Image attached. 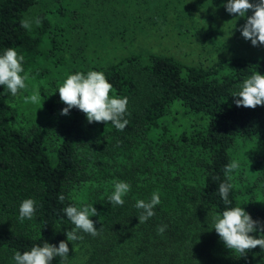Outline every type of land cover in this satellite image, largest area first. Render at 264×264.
Segmentation results:
<instances>
[{"label":"trees","instance_id":"obj_1","mask_svg":"<svg viewBox=\"0 0 264 264\" xmlns=\"http://www.w3.org/2000/svg\"><path fill=\"white\" fill-rule=\"evenodd\" d=\"M39 1L0 0V54L15 48L25 57L29 77L43 79L50 73L43 59L52 56L57 65L64 61L57 35L66 36L67 30L56 32L51 48L42 50L51 28L45 12L38 14L42 23L35 30L20 23ZM94 70L104 72L113 85L110 95L128 98L129 123L122 131L111 122L89 123L77 108L62 114L66 105L55 78H49L50 87L41 86L40 101L57 120L50 128L18 127L14 95L0 85V264H15L16 251L45 241L58 246L64 240L69 246L66 232L74 225L63 209L86 204L97 209L90 219L100 233L78 232L88 247L86 264H264L259 246L239 256L213 228V215L225 208L218 187L226 179L224 166L233 159L234 147L243 139L264 142V106L237 107L239 97L233 96L253 72L264 75V56L225 59L201 68L169 56L132 54ZM26 83L28 88L29 79ZM176 102L205 122L191 133L166 130L150 140ZM254 171L256 182L245 191L231 181L229 199L231 206L240 204L264 224V155L256 159ZM117 181L131 185L122 206L108 200ZM92 186L87 200L76 198L75 191L86 187L91 192ZM259 189L260 201L242 200L244 193ZM153 192L161 203L154 216L139 224L142 210L135 204L150 200ZM27 198L37 202L36 212L21 221L19 207ZM161 225L167 226L162 235L157 233ZM70 260L69 249L65 264ZM60 261L55 257L51 264Z\"/></svg>","mask_w":264,"mask_h":264},{"label":"rangeland","instance_id":"obj_2","mask_svg":"<svg viewBox=\"0 0 264 264\" xmlns=\"http://www.w3.org/2000/svg\"><path fill=\"white\" fill-rule=\"evenodd\" d=\"M226 3L227 0H40L27 18L34 19L45 12L50 21L51 28L43 37L44 52L51 48L56 32L67 30L66 36L57 35L64 47L60 53L63 63L57 65L52 56L42 61V66L50 70L48 77L62 84L70 74H86L132 54L169 56L184 65L201 68H210L225 59L263 57L264 45L253 46L240 31L252 10L239 17L226 11ZM35 27L33 23L32 29ZM49 78L29 77L30 86L13 96L16 126L28 129L39 124L50 128L57 120L41 101L25 102L34 89L40 92L41 86L50 87ZM204 122L176 102L150 134V140H156L166 130L173 135L191 133ZM263 155L262 141L243 139L237 143L233 159L239 160L241 167L233 172L236 186L245 191L255 184L254 164ZM94 189L92 186L89 192L81 188L75 196L87 200ZM260 199V189L242 196L247 203ZM69 249L70 264H86L88 247L83 241H69Z\"/></svg>","mask_w":264,"mask_h":264},{"label":"clouds","instance_id":"obj_3","mask_svg":"<svg viewBox=\"0 0 264 264\" xmlns=\"http://www.w3.org/2000/svg\"><path fill=\"white\" fill-rule=\"evenodd\" d=\"M226 11L239 17H245L249 10L252 15L247 16L246 23L241 26V34L246 40H250L253 46L264 45V0H227ZM21 26L31 31L32 25L40 26L42 21L39 17L34 19L24 18ZM25 57L19 54L13 47H8L0 54V85L4 86L12 95H17L21 90L27 88L29 79L25 72L23 61ZM240 90L233 94L239 97L234 102L237 107L256 108L264 106V75L258 71L253 72L239 86ZM113 85L108 81L102 71L90 70L86 74L76 72L66 77L58 87L60 100L66 105L62 109V114H69V110L77 108L85 113L89 123L91 122H111L117 130H124L129 123L125 118L128 113V98L110 95ZM40 92L34 89L30 96L25 97V102L33 104L40 103ZM41 108V107H40ZM39 109V108H38ZM241 162L232 159L224 166L225 180L219 184L218 192L225 205L222 213L213 215V228L223 241L224 245L231 251L245 256L257 246L264 250V224L254 220L251 215L240 204L231 206L229 192L234 184L233 172L239 170ZM216 179H219L217 177ZM131 190V185L126 181H117L114 184V191L108 197L110 203L123 205V197ZM59 200L63 202L64 196L60 195ZM161 203L158 192H153L151 199L145 201L137 200L135 207L142 211L138 215L139 224L145 223L150 217L154 216V208ZM37 202L32 198L22 201L19 207V218L32 219L36 212ZM66 216L74 225L71 230L66 232L67 241L82 240L83 236L78 232L99 235L95 222L90 217L97 215V209L93 204H86L82 207L69 205L63 209ZM166 225L158 226L157 233L163 234ZM259 232V237L252 233ZM73 249L75 250L74 246ZM69 255L68 243L64 240L59 245L50 244L47 241L43 245H35L30 250L16 251L13 259L15 264H51L55 257H60V264H65Z\"/></svg>","mask_w":264,"mask_h":264}]
</instances>
